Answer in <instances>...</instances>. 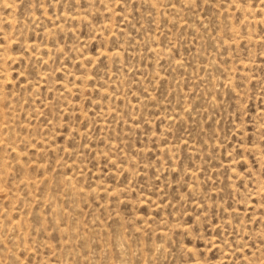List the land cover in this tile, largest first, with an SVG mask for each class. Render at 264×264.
<instances>
[{"label": "rangeland", "instance_id": "1", "mask_svg": "<svg viewBox=\"0 0 264 264\" xmlns=\"http://www.w3.org/2000/svg\"><path fill=\"white\" fill-rule=\"evenodd\" d=\"M0 264H264V0H0Z\"/></svg>", "mask_w": 264, "mask_h": 264}, {"label": "bare ground", "instance_id": "2", "mask_svg": "<svg viewBox=\"0 0 264 264\" xmlns=\"http://www.w3.org/2000/svg\"><path fill=\"white\" fill-rule=\"evenodd\" d=\"M110 55V54H109ZM2 110V109H1ZM3 112V111H2ZM2 124V123H1Z\"/></svg>", "mask_w": 264, "mask_h": 264}]
</instances>
